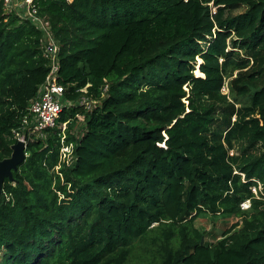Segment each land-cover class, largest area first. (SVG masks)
<instances>
[{"label":"trees","instance_id":"obj_1","mask_svg":"<svg viewBox=\"0 0 264 264\" xmlns=\"http://www.w3.org/2000/svg\"><path fill=\"white\" fill-rule=\"evenodd\" d=\"M36 4L71 106L3 184L0 264H264V0ZM44 42L0 0V162ZM205 214L237 221L210 242Z\"/></svg>","mask_w":264,"mask_h":264},{"label":"built area","instance_id":"obj_2","mask_svg":"<svg viewBox=\"0 0 264 264\" xmlns=\"http://www.w3.org/2000/svg\"><path fill=\"white\" fill-rule=\"evenodd\" d=\"M4 11L6 14L15 13L22 19L32 21L43 32L44 56L51 63V70L44 84L37 97L31 102L28 114L22 120L23 130L14 133L17 143L24 142L27 148L33 137L40 139L47 137L48 131L56 127L64 107L71 106V102L66 100L64 87L58 80V44L54 40L48 22L39 15L36 0H4ZM93 103L83 98L74 104L85 105L90 109ZM245 206L248 208L249 204L246 203L243 207Z\"/></svg>","mask_w":264,"mask_h":264},{"label":"rangeland","instance_id":"obj_3","mask_svg":"<svg viewBox=\"0 0 264 264\" xmlns=\"http://www.w3.org/2000/svg\"><path fill=\"white\" fill-rule=\"evenodd\" d=\"M196 61H197V65H196L195 74L198 75V72H200L199 65L201 64L202 61L200 58H197ZM227 82L229 83V80ZM228 91H229L228 84H226L223 89V92L227 94ZM83 128H84L83 117H80L78 124L74 128V133L78 135L83 130ZM253 191L255 192L256 195H258L259 190L254 189ZM246 207L247 206H245V208ZM236 221L237 219L231 218L229 216H223V215L214 216L211 214H205L200 216L196 220L195 225L202 232L208 233V240L210 242H216L223 236L226 229H228Z\"/></svg>","mask_w":264,"mask_h":264},{"label":"water","instance_id":"obj_4","mask_svg":"<svg viewBox=\"0 0 264 264\" xmlns=\"http://www.w3.org/2000/svg\"><path fill=\"white\" fill-rule=\"evenodd\" d=\"M26 144L18 142L12 146V155L10 158L0 162V194L2 193L3 184L6 179L14 181V172H16L20 165L26 159ZM201 244H204V238Z\"/></svg>","mask_w":264,"mask_h":264},{"label":"bare ground","instance_id":"obj_5","mask_svg":"<svg viewBox=\"0 0 264 264\" xmlns=\"http://www.w3.org/2000/svg\"><path fill=\"white\" fill-rule=\"evenodd\" d=\"M225 91V90H224Z\"/></svg>","mask_w":264,"mask_h":264}]
</instances>
